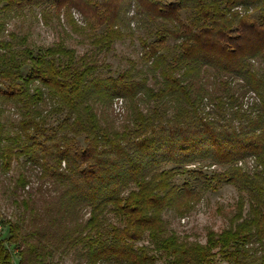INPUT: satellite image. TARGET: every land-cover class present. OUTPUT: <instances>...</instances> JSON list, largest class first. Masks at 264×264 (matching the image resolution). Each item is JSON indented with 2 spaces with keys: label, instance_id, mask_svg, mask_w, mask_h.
I'll list each match as a JSON object with an SVG mask.
<instances>
[{
  "label": "trees",
  "instance_id": "16d2710c",
  "mask_svg": "<svg viewBox=\"0 0 264 264\" xmlns=\"http://www.w3.org/2000/svg\"><path fill=\"white\" fill-rule=\"evenodd\" d=\"M44 1H51L59 14L63 10L68 14L75 7L82 12L106 13L108 7L119 6L120 11L107 19L110 33L116 36L122 33L119 25L123 23L124 3H134L138 6L137 15L147 13L167 23L168 27L157 33V44L165 43L170 36L182 41L180 53L172 61L162 55L160 46H148L152 64L155 59L156 65L169 66L161 91L146 87L147 79L131 81L128 73L115 79L88 81L91 69L79 71L70 66L62 67L46 55L33 57L35 66L23 77V84L0 88V110L12 103L21 114L19 127L25 132L34 129L45 136L43 142L29 134L26 139H21L22 135L17 140L10 138L12 141L8 139L3 156L7 157L10 152L22 156L40 152L32 160L41 165L45 174L49 173L54 181L62 184L56 186L55 196L50 197L44 210H35L30 197L22 201L25 207L35 211L31 226L25 224V217L20 225H10L9 239L19 250V264H45V257L54 252L78 251L84 244L89 247L86 259L90 264L98 261L139 264L147 256L135 249L134 242L141 240L145 232L157 240L162 230L160 213L163 210L179 211L184 197H198L209 189L216 190L222 183L233 184L245 192L252 205L249 218L219 240L225 248L223 255L233 264H264V78L249 66L250 59L264 53V0H177L170 3L105 0L104 4L89 0H7V5ZM240 6L244 11L250 7L259 10V16L251 19L246 12L241 15L236 10ZM186 8L194 9L191 22L180 17V12ZM0 44L11 45L2 41ZM54 53V50L49 51L50 55ZM204 66L243 77L259 102H253L256 100L253 97L251 105L241 102L231 90L227 98L221 97L216 103L214 116L206 115L207 105L200 101L175 118L161 122L160 113L156 116L140 113L132 125H123L122 129L104 123L89 101L96 95L107 105L115 98L135 99L142 89L151 90L152 96L170 104L183 98L190 101L187 89L182 86L186 83L183 75L177 77L174 72L183 68L186 75ZM4 73L7 77L15 74L11 69ZM16 73L22 77L18 71ZM198 90L202 100L206 90ZM46 97L56 103L55 107L66 109L64 119L50 133H46L42 118L39 119L38 108ZM3 129L4 125L0 124V130ZM81 135L85 136L84 147L75 143ZM30 139L33 143L25 144ZM41 158L45 162H40ZM249 158L254 163L252 171L244 169ZM198 160H210L212 166H229L224 172L212 175L189 165V169H184L185 164ZM62 162L67 165L65 169ZM167 163L173 166L163 169ZM9 164L10 161L5 162L6 166ZM182 172L188 173L196 186L190 182L177 184L174 177ZM28 182L26 176L17 181L23 189ZM131 183L137 189L125 195ZM86 208H90L91 216L83 223L80 213ZM107 211L120 216L124 224L113 225L110 236L98 230L96 238H99L95 239L90 231L99 227ZM159 239L163 250L175 257L171 264L212 262L211 247L180 245L174 237ZM219 241L215 240L212 246ZM96 243L98 246L94 247ZM232 244L235 248L230 250ZM12 257L1 241L0 264H12Z\"/></svg>",
  "mask_w": 264,
  "mask_h": 264
},
{
  "label": "rangeland",
  "instance_id": "374dc122",
  "mask_svg": "<svg viewBox=\"0 0 264 264\" xmlns=\"http://www.w3.org/2000/svg\"><path fill=\"white\" fill-rule=\"evenodd\" d=\"M88 1V0H86ZM92 3L104 4L105 0H89ZM162 3H170L177 0H160ZM7 0H0V41L10 43V46L0 44V88L7 89L8 86L14 87L23 84V77L28 75L34 68L33 57L46 55L54 59L62 67L70 66L72 69L84 71L91 69V74L87 77L88 81L115 79L121 74L128 73L131 81H141L147 79L146 87L156 91H161L164 87L163 76L168 71L169 66H162L160 63L152 64L153 58L148 55V46L158 45L162 55L168 61L180 53L179 43L181 39L172 36L162 44L155 41L158 31L168 27L167 23L161 18H152L149 15H137L138 6L134 3H124L122 7V24H120L121 34L119 36L110 33L108 17L119 9L114 6L108 7V12L92 13L82 12L75 7L66 13L58 9L51 1H44L40 4H28L23 6H9ZM7 5V6H6ZM114 8V9H113ZM242 8V7H241ZM251 8V9H250ZM249 9L244 11L248 18H257L259 10ZM244 9V7H243ZM120 11V9H119ZM195 12L192 8H186L180 12V17L185 22H191ZM175 27V26H174ZM109 34V36L107 35ZM54 50V55L49 51ZM250 70L264 78V53L249 61ZM11 69L15 74L5 76L4 71ZM183 68H179L174 73L183 75L185 84L182 83L191 100L185 98L180 101L165 102L167 100L152 96L151 90L139 92L135 99L115 98L110 104L100 100L97 95L90 98L97 110L98 116L108 125L120 127L132 125V121L137 116L144 113L148 116H156L160 113L161 120L173 119L176 114H181L182 110L188 106L203 101L206 103L207 116H214L216 103L221 97L227 98L231 90L236 93L239 101L252 104L257 101L256 93L250 90L243 77L234 74L217 71L213 67L204 66L200 71L195 70L191 74H183ZM19 72L22 77L18 76ZM190 71V70H189ZM86 78H84L85 80ZM86 81V80H85ZM38 84V83H37ZM44 88V87H42ZM203 88L205 94L201 100L199 90ZM192 102V103H188ZM238 101V102H239ZM55 102L49 97L39 105L41 115L39 119L43 121L46 133H50L52 128H56L66 115V109L60 110L55 107ZM169 104V105H167ZM205 105V104H204ZM169 107V108H168ZM247 108V107H246ZM16 106L9 103L0 110V124L4 125L3 131L0 130V242L12 253V264H19V250L12 242L10 237V225L19 224L25 217V224H33L34 211L44 210L45 204L50 197L55 196L56 186H62L59 180L54 181L49 173H44V169L32 160L40 152L31 155H18L9 153L3 156V151L9 143L10 138L17 140L35 136L43 142L44 137L34 129L28 132L19 127L21 118ZM250 111V110H249ZM110 123V124H109ZM124 129V128H122ZM9 139V140H8ZM20 140V139H19ZM33 139L27 140L25 144L31 145ZM75 143L84 147L86 145L85 136H78ZM21 146V144L19 145ZM18 146V147H19ZM48 159V157H47ZM10 161L8 166L5 162ZM40 162H45L42 158ZM252 159L247 160V171L253 170ZM62 169L67 167L62 162ZM195 167L204 171L207 175L224 172L228 166L215 164L210 165V160H198L185 164L184 169ZM173 164L167 163L163 169L171 168ZM21 176H26L29 180L23 189L17 183ZM174 181L183 185L186 182L196 186V181L186 172L178 173ZM137 189L134 183L129 185V189L124 191L126 195L129 190ZM30 197L34 202L31 204L34 209L24 206V198ZM181 210L176 211L167 208L160 214L162 217V230L154 239L148 232L143 234L141 240L134 242L135 249L146 253L139 264H171L175 257H170L161 245L162 240L174 237L177 244L190 247H207L211 249L212 262L209 264H233L225 256L222 248L223 243L219 241L228 231L237 230L238 225L249 218L252 205L245 192H241L235 185L222 183L216 190L209 189L198 197L183 198L180 201ZM90 208H86L80 213L83 223L91 216ZM123 219L112 211H107L100 219L99 227H94L90 233L98 239L97 231L107 233L110 236L113 225H123ZM18 231V229H17ZM219 241L212 246L214 241ZM98 244H94L97 247ZM235 248L232 244L230 250ZM89 252L88 245H82L78 251L54 252L53 255L45 257V264H90L86 256ZM256 259V257L254 256ZM171 262V263H170ZM96 264H113L109 261H98Z\"/></svg>",
  "mask_w": 264,
  "mask_h": 264
},
{
  "label": "built area",
  "instance_id": "2783aa9c",
  "mask_svg": "<svg viewBox=\"0 0 264 264\" xmlns=\"http://www.w3.org/2000/svg\"><path fill=\"white\" fill-rule=\"evenodd\" d=\"M242 6H240V7H236V10L237 11H239L240 13H241V15H243L244 14V9H243V7L241 8ZM119 100H121V102H122V98H118ZM241 164V163H240ZM194 167L196 166V165H193ZM214 166V165H213Z\"/></svg>",
  "mask_w": 264,
  "mask_h": 264
}]
</instances>
